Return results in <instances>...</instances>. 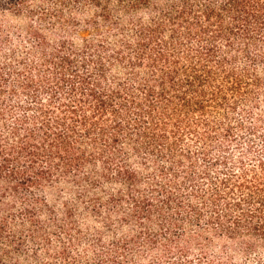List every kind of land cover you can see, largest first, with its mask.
<instances>
[{
  "label": "trees",
  "instance_id": "trees-1",
  "mask_svg": "<svg viewBox=\"0 0 264 264\" xmlns=\"http://www.w3.org/2000/svg\"><path fill=\"white\" fill-rule=\"evenodd\" d=\"M0 17V264H158L211 232L264 264V0Z\"/></svg>",
  "mask_w": 264,
  "mask_h": 264
},
{
  "label": "rangeland",
  "instance_id": "rangeland-1",
  "mask_svg": "<svg viewBox=\"0 0 264 264\" xmlns=\"http://www.w3.org/2000/svg\"><path fill=\"white\" fill-rule=\"evenodd\" d=\"M6 22H8V25L15 22L23 24L22 20L18 18L14 19L11 16L6 19ZM257 100V103L253 102L247 105L246 109L251 110L252 108L256 115L251 114L250 117L245 118L248 123L247 125L250 123L254 124L257 116H261L264 121V93H261ZM245 116H247V114ZM196 229V226L191 227V231H196ZM209 236H213V241L210 246H206L204 242L206 237ZM184 242L183 244L187 249L186 252L182 254H174L166 257L163 253H160V247V249L155 250L154 253L143 255L142 258H144L147 263H151L150 261L153 259L159 258L160 262H158V264H246L244 256L239 251H235V248L229 247L232 245L228 243L227 239L214 235L212 232L209 233V235L201 237L199 240H193L189 243ZM226 248L231 252H227L228 250Z\"/></svg>",
  "mask_w": 264,
  "mask_h": 264
}]
</instances>
